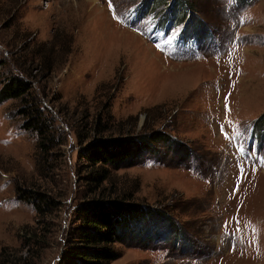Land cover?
Segmentation results:
<instances>
[{
  "label": "rangeland",
  "instance_id": "rangeland-1",
  "mask_svg": "<svg viewBox=\"0 0 264 264\" xmlns=\"http://www.w3.org/2000/svg\"><path fill=\"white\" fill-rule=\"evenodd\" d=\"M0 61V81L25 71L64 134L42 177L17 101L0 102V248L11 264H64L84 188L74 131L90 134L94 120L102 134L157 129L188 151L140 141L111 172L172 223L133 231L108 264H264V0H0ZM18 184L58 206L38 217Z\"/></svg>",
  "mask_w": 264,
  "mask_h": 264
},
{
  "label": "trees",
  "instance_id": "trees-1",
  "mask_svg": "<svg viewBox=\"0 0 264 264\" xmlns=\"http://www.w3.org/2000/svg\"><path fill=\"white\" fill-rule=\"evenodd\" d=\"M19 71L20 75L8 74L0 81V102L8 99L17 101L16 114L21 118V127L35 134V167L43 177L57 166L58 157L62 156L58 146L63 143L64 134L32 97L30 83L22 76H27V73L21 68ZM105 127L106 124L94 120L90 134L74 131L78 143L76 160L81 162L84 170L81 175L84 188L81 195L83 200L74 209L77 223L64 239L65 248L61 256L64 264H108L119 256L115 244L133 240V231L142 235L143 230L157 225L156 219L166 222L164 225L167 228L170 227L168 222L172 223L164 210L154 209L142 200L133 198L131 188L120 191L111 172L129 165L138 157L129 158L133 146L140 141H160L168 144L173 151L180 149L188 154L187 148L157 129L141 134L113 135L102 134ZM88 135L89 139L85 140ZM174 144L184 149L174 147ZM15 188L18 199L30 204L38 217L49 215L58 206V202L44 189H24L20 185ZM170 229L177 234L176 227ZM6 250L10 248H0V264L14 263L8 260L10 256Z\"/></svg>",
  "mask_w": 264,
  "mask_h": 264
},
{
  "label": "snow or ice",
  "instance_id": "snow-or-ice-1",
  "mask_svg": "<svg viewBox=\"0 0 264 264\" xmlns=\"http://www.w3.org/2000/svg\"><path fill=\"white\" fill-rule=\"evenodd\" d=\"M237 134H239V133L237 132Z\"/></svg>",
  "mask_w": 264,
  "mask_h": 264
}]
</instances>
